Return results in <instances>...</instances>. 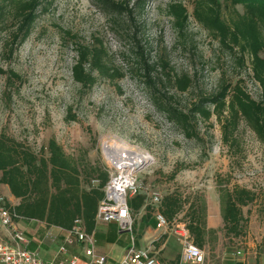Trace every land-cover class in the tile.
Returning <instances> with one entry per match:
<instances>
[{
  "label": "rangeland",
  "instance_id": "obj_1",
  "mask_svg": "<svg viewBox=\"0 0 264 264\" xmlns=\"http://www.w3.org/2000/svg\"><path fill=\"white\" fill-rule=\"evenodd\" d=\"M172 1H182L191 11L189 0H147L143 10L134 0H40L31 32L12 56L8 40L15 22L6 14L0 30V133L35 151L54 137L67 152L107 169L106 143L149 156L137 180L152 218L151 193L161 198L181 194L186 206L177 220L185 223L188 203L204 201L206 208L211 203L214 208L216 182L228 179L229 185L245 186L258 194L256 201L243 207L247 233L251 222L259 228L264 223V146L243 122L234 141L224 142L221 122L214 115L196 116L190 129L193 134L187 136L167 119L154 97L187 112L200 93L216 90L221 76L232 83L241 81L253 99H258L260 89L251 73L240 69L232 54L191 16L186 30L179 32L165 13ZM236 9L241 11L240 6ZM99 41L109 68L122 75L111 78L94 72L96 81L86 88L71 74L76 44L97 46ZM161 57L178 74L192 77L187 91L166 83L157 64ZM146 64L155 66L149 76ZM136 216L132 215L133 221ZM109 223L96 222L95 229H108ZM218 231L206 237V249L214 241L239 246L236 239L243 236ZM41 245L43 250L53 246Z\"/></svg>",
  "mask_w": 264,
  "mask_h": 264
},
{
  "label": "trees",
  "instance_id": "obj_2",
  "mask_svg": "<svg viewBox=\"0 0 264 264\" xmlns=\"http://www.w3.org/2000/svg\"><path fill=\"white\" fill-rule=\"evenodd\" d=\"M99 1L107 3L109 0ZM146 1L134 0V3L143 10ZM189 4L191 11L182 1L166 5L165 13L172 18L173 26L184 32L191 16L232 54L240 69L251 73L259 86V97L253 99L243 89L241 81L232 83L221 76L216 90L210 94L200 93L187 112L158 97H154L155 102L167 119L183 128L187 136L193 134L190 129L196 116L209 119L214 115L221 122L224 142L234 141L239 123L243 122L264 146V0H189ZM39 5L40 0H0V30L6 22V14L15 22L10 29L9 43H5L9 44V56L29 36ZM237 6L241 11L236 9ZM225 9L231 16L225 13ZM76 45L71 74L81 86L90 88L95 83L94 72L111 78L122 75L107 65V52L102 42L99 41L97 46ZM157 64L172 88L184 92L193 85L192 77L175 72L166 57L159 58ZM146 66L145 75L149 76L155 66ZM108 178V169L104 165L89 163L82 156L67 152L54 137L35 151L0 133V185L6 186L18 199L15 205L7 203L18 216L15 221L37 220L47 226L67 230L72 227L74 219L80 218L85 230L92 233L96 227L97 206ZM229 182L228 179L216 182L222 230L226 236L240 237L246 234L248 222L243 207L256 201L258 194L245 186L229 185ZM146 199L144 193L127 199L131 216L144 209L140 219L142 223H146L151 215ZM185 204L181 194L172 192L160 199L157 209L168 222H172L177 220ZM206 209L204 201H195L188 203L185 212V226L194 244L200 248L204 246L206 237L215 233V230L207 228Z\"/></svg>",
  "mask_w": 264,
  "mask_h": 264
},
{
  "label": "built area",
  "instance_id": "obj_3",
  "mask_svg": "<svg viewBox=\"0 0 264 264\" xmlns=\"http://www.w3.org/2000/svg\"><path fill=\"white\" fill-rule=\"evenodd\" d=\"M107 151L109 178L104 185L103 197L99 201L96 212V222H114L122 231L129 232L130 243L117 264H161L157 254L148 247H137L133 233V218L130 213L127 199L141 193L142 187L138 184L137 173L146 163L143 153L133 148L104 144ZM106 154V153H105ZM150 204L155 206L154 219L158 229L171 226L181 246L180 259L177 264H204L205 254L202 248L194 244L185 223L178 220L168 222L165 216L158 211L157 205L161 197L153 192L149 196ZM18 216L9 206L2 186L0 185V229L5 236L0 237V262L3 264H78L76 255L68 256L59 262L42 259L38 253L29 247V237L15 225ZM62 243L58 253L66 254L68 246L79 245L88 258L85 264H105L106 257L95 250V240L92 233H88L80 218L73 221L70 229L64 230ZM239 253V251L237 252Z\"/></svg>",
  "mask_w": 264,
  "mask_h": 264
},
{
  "label": "crops",
  "instance_id": "obj_4",
  "mask_svg": "<svg viewBox=\"0 0 264 264\" xmlns=\"http://www.w3.org/2000/svg\"><path fill=\"white\" fill-rule=\"evenodd\" d=\"M2 189L7 203L10 205L18 203V199L11 195L6 186H2ZM213 204L215 207L211 209V203L207 208L206 215L207 228L215 230L214 234H209L212 236L217 233L220 234L218 230L222 229L223 226L219 200ZM138 213L139 215L134 219L135 245L152 249L159 257L161 264H177L180 259L181 246L172 233L171 226L156 228L155 219L152 216L147 219L146 223H142L140 219L144 214V209H140ZM15 225L29 237V247L35 250L39 256L41 252L45 255L44 258L40 256L44 260L57 263L71 255L78 256V264H85L88 260L79 245L68 246L67 256L58 253L57 249L62 242L65 229L47 226L44 222L37 220L19 219L15 221ZM5 234V231L0 229V237H4ZM93 235L95 250L106 257L105 264H117L130 243V235L126 231L120 230L114 222L108 224V229H94ZM236 241L239 245L237 247L229 244H218V242L214 244L216 241L211 242L207 249L203 246L204 264H264V223L259 228L255 222H251L250 231H247L242 240L236 239ZM44 242L52 243L53 246L48 250H43L41 244ZM238 251L239 253H237ZM0 264L3 263L0 262Z\"/></svg>",
  "mask_w": 264,
  "mask_h": 264
},
{
  "label": "bare ground",
  "instance_id": "obj_5",
  "mask_svg": "<svg viewBox=\"0 0 264 264\" xmlns=\"http://www.w3.org/2000/svg\"><path fill=\"white\" fill-rule=\"evenodd\" d=\"M150 160V157L149 156H145V161H148Z\"/></svg>",
  "mask_w": 264,
  "mask_h": 264
}]
</instances>
